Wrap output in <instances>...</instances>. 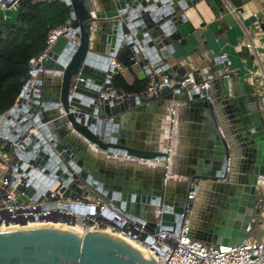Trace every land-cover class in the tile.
<instances>
[{
    "label": "water",
    "instance_id": "95a60500",
    "mask_svg": "<svg viewBox=\"0 0 264 264\" xmlns=\"http://www.w3.org/2000/svg\"><path fill=\"white\" fill-rule=\"evenodd\" d=\"M62 1L71 10L69 36H60L44 62L33 65V74L42 67L35 87L25 85L15 106L0 116L2 121L11 120L0 128V137L5 132L20 145L10 151L11 165L17 164L22 174L16 205L35 200L37 212L51 209L52 213L18 218L13 220L16 226L0 227V264H157L151 254L116 233L67 228L76 225V218L61 212L65 207L61 204L42 205L47 199L112 200L127 217L147 222L149 233L157 229L158 219L165 227L186 220L197 226L194 237L206 243H242L262 212L258 188L264 186V99L251 84L227 73L226 58L215 57L191 70L195 85L209 83L210 96L176 84L189 78L186 67L160 64L174 52L170 32L185 21L184 11L198 0H105L103 10L94 0ZM127 47L134 55L146 56L173 81L162 93L173 91L179 100L185 96L190 111L209 124L205 170L193 178L192 187L208 193L204 206L199 198L163 207L168 203L163 198L164 183L171 181L166 177L157 191L140 192L113 184L92 169L97 164V171L106 172L94 154L105 160L107 152L150 160L167 157L163 150L131 149L121 139L127 111L148 110L156 101L147 106L145 93L112 101L101 97L108 77L123 68L114 58ZM58 183L55 199L51 191Z\"/></svg>",
    "mask_w": 264,
    "mask_h": 264
},
{
    "label": "crops",
    "instance_id": "0c3cea01",
    "mask_svg": "<svg viewBox=\"0 0 264 264\" xmlns=\"http://www.w3.org/2000/svg\"><path fill=\"white\" fill-rule=\"evenodd\" d=\"M94 2L104 9L105 0ZM184 14L185 21L176 27L171 36L174 52L168 58H162L161 66H184L192 70L208 65L215 57H225L228 61L227 73L251 84L264 98V0H198ZM16 15L15 9L0 10V32L4 24L13 21ZM175 33L180 34L184 42L174 40ZM248 43L252 44L251 48L247 47ZM135 58L136 62L131 63V67L123 66L117 57L113 60L123 66L118 72L128 84L147 76L144 65L150 62L140 54ZM155 101V104H150ZM145 102L147 106L151 105L148 110L137 112L130 108L127 111L129 116L121 128V139L134 150H163L167 153L166 159L150 160L128 153L107 152L106 160L94 154L102 161L106 172L97 171V164H92V169L113 184L140 192L157 191L161 180L166 177L171 181L164 183L163 198L168 202L165 205L181 204L184 200L197 202L203 198L204 206L208 193L201 187L197 190L192 187L193 178L205 170L209 124L201 114L190 111L185 96L179 100L173 91L147 97ZM7 145L6 142L1 144L4 150ZM96 150L102 152L97 147ZM199 182L205 183L202 180ZM194 190L196 195L190 199L189 194ZM145 214L152 216L150 211ZM197 222H201L200 218ZM190 224L196 237L197 226Z\"/></svg>",
    "mask_w": 264,
    "mask_h": 264
},
{
    "label": "built area",
    "instance_id": "2783aa9c",
    "mask_svg": "<svg viewBox=\"0 0 264 264\" xmlns=\"http://www.w3.org/2000/svg\"><path fill=\"white\" fill-rule=\"evenodd\" d=\"M19 2V1H18ZM10 3V0H0V10L8 11L15 8L16 4ZM71 30L67 23L55 28H52L47 35L46 49L35 59L31 61L30 79L26 83L28 87H35V80L39 73L42 72V67L37 69V74H33V65L35 63H43L48 55L53 44L62 36H69ZM171 35L173 32H170ZM247 47L251 48L252 44L248 43ZM147 60V57L144 56ZM225 58V57H221ZM211 63V60L210 62ZM120 67V63H116ZM150 63L144 65V70L149 76L150 81L145 92L147 97L158 96L162 93L166 85L173 81L167 76L162 75ZM194 70V69H192ZM253 74V72H250ZM113 72L107 79L106 92L101 94L103 99L122 98L126 93L120 94L112 87ZM189 78L182 79L176 84L180 87L187 88L188 92L197 89L202 96H210L211 86L209 83L195 85L191 70L188 73ZM24 90V89H23ZM143 94V93H142ZM264 99V98H263ZM264 115V107L262 109ZM1 116V115H0ZM7 122V123H6ZM11 120H0V128H4ZM3 123H6L3 125ZM0 140L6 142L10 148L20 149V145L8 138L4 132V138ZM7 154L10 160H7ZM17 154V153H16ZM15 154V155H16ZM14 154L5 152L0 146V166L3 173L0 175V227L16 226L13 220L18 218H29L30 216L43 215L47 216L52 213L51 209L37 212V203L31 200L29 205H16L15 196L17 194L18 184L21 182V170L17 164L11 165ZM26 162H29L27 160ZM59 183L52 189V197L55 198V191L59 187ZM259 204L264 213V186L258 188ZM196 195L195 190L189 194V198L193 199ZM56 199V198H55ZM9 202H13L11 205ZM61 204L65 207L60 209L76 218V225L80 227L84 233L89 230H107L120 235L121 237L134 241L140 244L155 258L157 264H264V229L260 238L256 237L257 225L252 229L249 236L238 245H217L206 243L195 238L192 234L191 224L188 221H183L177 224L176 227H165L161 220L156 222L157 229L154 233H149L146 229L147 222H141L139 219H131L124 215L119 207L112 200H102L93 197H84L80 199H64V200H45L42 205L49 207L51 204ZM163 207L171 208L169 205ZM54 209L53 211H57ZM163 209L158 210V215H161ZM29 224H34L29 222ZM145 234L144 240L140 236ZM168 240L171 242H168ZM172 242L176 243L173 247Z\"/></svg>",
    "mask_w": 264,
    "mask_h": 264
},
{
    "label": "trees",
    "instance_id": "16d2710c",
    "mask_svg": "<svg viewBox=\"0 0 264 264\" xmlns=\"http://www.w3.org/2000/svg\"><path fill=\"white\" fill-rule=\"evenodd\" d=\"M16 18L4 24L0 32V115L11 110L30 79L31 61L47 47V35L52 28L64 25L71 17L69 6L62 0H19L14 8ZM174 40L184 42L180 34ZM135 55L127 47L117 55L125 67H131ZM149 76L128 84L124 76L113 75L112 87L126 94L145 93ZM4 141L0 140V146ZM5 151L10 152L9 145Z\"/></svg>",
    "mask_w": 264,
    "mask_h": 264
},
{
    "label": "bare ground",
    "instance_id": "6f19581e",
    "mask_svg": "<svg viewBox=\"0 0 264 264\" xmlns=\"http://www.w3.org/2000/svg\"><path fill=\"white\" fill-rule=\"evenodd\" d=\"M42 224H49V223H42ZM31 225H34V224H31ZM63 226H66V225H63ZM67 228H69V229H71V230H74V231H76V232H79V233H84V231H83L80 227H78L77 225H75V226H67ZM126 240H127L128 242H130L133 246H135V247L139 248L140 250H142L143 252L150 254L149 250L147 251V250H146L144 247H142L140 244H137V243H135L134 241H130V240H128V239H126Z\"/></svg>",
    "mask_w": 264,
    "mask_h": 264
},
{
    "label": "rangeland",
    "instance_id": "374dc122",
    "mask_svg": "<svg viewBox=\"0 0 264 264\" xmlns=\"http://www.w3.org/2000/svg\"><path fill=\"white\" fill-rule=\"evenodd\" d=\"M7 160H10L9 154H7V157H5ZM3 173L2 167L0 166V175ZM264 229V213L260 217L258 227H257V232H256V237L260 238L262 231Z\"/></svg>",
    "mask_w": 264,
    "mask_h": 264
}]
</instances>
